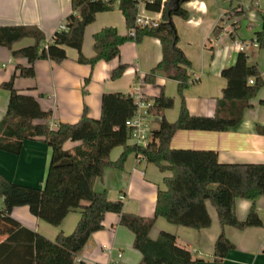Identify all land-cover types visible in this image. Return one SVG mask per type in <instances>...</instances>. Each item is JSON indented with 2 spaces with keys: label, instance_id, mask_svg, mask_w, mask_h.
Here are the masks:
<instances>
[{
  "label": "trees",
  "instance_id": "obj_1",
  "mask_svg": "<svg viewBox=\"0 0 264 264\" xmlns=\"http://www.w3.org/2000/svg\"><path fill=\"white\" fill-rule=\"evenodd\" d=\"M187 0H144L147 10L161 11L156 25L135 24L138 0H71V11L63 24L47 39L43 31L33 24H0V46L11 49L13 57H24L27 64H17V72L0 83L9 90L7 108L0 119V149L18 153L25 138H43L51 148L50 159L43 185L33 186L8 180L0 173L1 216H8L15 206L27 205L29 211L58 225L72 209H80V218L70 233L59 231L50 239L38 231L20 225L0 242V264H86L77 260L76 254L84 247L91 233L103 227L105 212L119 214V222L134 234L133 246L141 252L138 264H194L190 249L180 245L176 236L161 230L152 238L149 231L156 216H163L172 223L202 228L210 225L211 217L206 200L215 207L221 231L214 243V257L221 259L234 247L225 235L223 227L233 225L244 228L262 225L257 212L256 199L264 195V162H220L213 149L175 148L170 145L177 129L223 130L236 125L249 100L264 84L261 70L255 63H249L246 51H239L233 64L224 67L221 75L226 79L222 94L216 99L213 115L192 114L183 99V89L189 85L191 65L178 45L179 35L173 21L178 15L188 18L189 12L183 6ZM121 10L127 32L120 34L115 26L106 25L93 34L94 54L87 57L82 51L85 27L95 19L99 11L114 7ZM234 7L238 14L245 8ZM135 29V35L128 33ZM144 35L157 37L161 43L162 57L144 75L146 82H154L157 72L176 79L177 89L182 96L178 116L170 121L162 111L173 106L172 96L163 89L153 97L149 110L160 115L157 128L151 132V139L145 145H132L138 156L155 163L160 170L169 169L164 188H158L154 205V216L146 217L123 211L121 199L111 200L105 191L93 187L105 167L117 166L119 161L103 157L101 141L105 135L123 140L128 135L125 120L135 108L134 98L129 92H104L101 96V113L95 118L83 107L75 122L58 121L50 123L51 110L43 109L36 97L21 92L14 86L17 75H35L37 59L49 58L60 62L66 57V47L77 50V61L93 65L100 59L110 60L118 56L120 45L127 40L139 41ZM31 37V44L12 48L14 42ZM254 39L264 47V29L256 30ZM126 67L120 63L113 68L111 77H119ZM254 77L253 83L248 82ZM89 77H85V85ZM85 90V89H84ZM264 103V100H262ZM79 140L72 149H66V140ZM127 149V150H129ZM126 151L122 155L123 158ZM243 197L251 201L248 212L239 219L235 212V199ZM92 264H101L93 262Z\"/></svg>",
  "mask_w": 264,
  "mask_h": 264
},
{
  "label": "crops",
  "instance_id": "obj_2",
  "mask_svg": "<svg viewBox=\"0 0 264 264\" xmlns=\"http://www.w3.org/2000/svg\"><path fill=\"white\" fill-rule=\"evenodd\" d=\"M187 0L183 6L188 10V18L173 16L179 35L178 45L190 59L188 68L189 85L183 89L185 104L192 114L213 115L216 99L221 96L226 79L221 70L234 63L239 48L233 32H229L230 42L222 30L221 14L229 12L237 4L247 5L242 0ZM257 4V0H253ZM71 11V0H0V24H33L38 26L49 39L64 22ZM144 14L159 17L157 11L141 7ZM262 16L264 14L257 9ZM252 19H255L253 14ZM106 25L115 26L120 34L127 32L124 16L116 6L110 10L99 11L95 19L86 25L82 51L87 57L94 54L93 34ZM33 38L24 37L13 43L12 48L31 44ZM248 51L249 46H257L252 37L241 40ZM66 57L55 62L49 58L37 59L34 63L35 75L31 77L17 75L14 86L21 92L36 97L40 106L51 110L50 123L58 121L75 122L86 106L91 117L101 113V96L104 92H131L139 82L147 99L153 97L162 88L166 95L174 99L173 107L165 108L162 114L173 121L177 118L181 99L177 89V80L157 72L154 82H146L144 75L154 67L162 57L161 43L157 37L144 35L139 41L127 40L120 45L118 56L100 59L93 65L77 61V50L66 47ZM249 61V57H248ZM120 63L126 67L119 77L112 78L111 72ZM253 63V62H249ZM255 63V62H254ZM27 64L24 57H13L11 49L0 46V83L17 72L16 65ZM264 79V71L261 70ZM89 77L85 85L84 79ZM85 89V90H84ZM9 90L0 86V119L4 115ZM264 87L250 98V105L243 110L240 121L223 130L177 129L171 137L170 145L175 148L213 149L220 162H264ZM156 115V114H151ZM150 115V116H151ZM149 116V117H150ZM156 127L160 115H156ZM152 129V130H153ZM151 130V131H152ZM79 140H66L63 147L72 149ZM133 142L126 137L123 140L102 137L101 153L117 166L105 167L103 174L97 177L93 187L96 191H105L111 200L121 199L123 211L146 217L154 216L155 198L158 188H164L163 178L170 176L169 169L159 167L132 149ZM129 149V150H127ZM126 151L123 158L122 155ZM51 148L41 137L25 138L18 153L0 149V173L8 180L33 186H42L50 159ZM251 205L249 199L237 197L235 212L239 219L245 218ZM211 217L210 225L194 228L168 221L156 216L149 231L152 238L161 230L176 236L180 245L190 249L194 264H264V195L256 199L257 212L263 224L238 228L225 225L223 231L233 242L221 259L214 257V243L221 231V225L215 207L206 200ZM2 200L0 199V210ZM80 209L67 212L58 225H53L33 215L27 205L13 207L6 217L0 215V242L18 226L24 225L53 239L59 231L70 233L75 228ZM133 232L119 222V214L105 212L103 227L91 233L84 247L76 254L77 259L110 264H138L141 252L133 246ZM118 253L121 255L118 257ZM9 264V263H8Z\"/></svg>",
  "mask_w": 264,
  "mask_h": 264
},
{
  "label": "built area",
  "instance_id": "obj_3",
  "mask_svg": "<svg viewBox=\"0 0 264 264\" xmlns=\"http://www.w3.org/2000/svg\"><path fill=\"white\" fill-rule=\"evenodd\" d=\"M164 1L165 0H161L162 3ZM137 6H138V10L135 17V24L140 26H146V25L149 26V25H156L159 22L161 18V11H157L160 14L159 17H153L144 14L141 11V7L144 6V0H138ZM237 6H238L237 10H239V8L242 7V4ZM233 8L229 10V12H223L221 14V20L224 21L228 27H230L229 32H233L235 24L239 21L240 14H238L237 11ZM61 26H64V24L62 23ZM128 33L130 35H135V29L134 28L129 29ZM233 41L235 45L239 48V50L245 51V46L243 45V43H241L238 40H233ZM253 81H254L253 76L248 78L249 83H253ZM130 94L134 98L135 108L132 115L125 120V126L128 130L127 137L133 142L134 145H145L151 139L150 138L147 140L148 133H147V127L145 121L148 120L149 116L152 114L149 108L152 105L153 101L146 98L139 82L133 87ZM51 125L54 126L55 123H51ZM117 255L119 257L121 254L118 253ZM77 260H81V259H77ZM92 263L93 262L91 261H86V264H92ZM110 264H117V262L113 261Z\"/></svg>",
  "mask_w": 264,
  "mask_h": 264
},
{
  "label": "rangeland",
  "instance_id": "obj_4",
  "mask_svg": "<svg viewBox=\"0 0 264 264\" xmlns=\"http://www.w3.org/2000/svg\"><path fill=\"white\" fill-rule=\"evenodd\" d=\"M252 1L253 0H242V2L247 5V7L245 11L239 15V21L235 24L233 30V34L235 35V38L238 41L250 40L253 37L254 31L264 29L263 22L261 21L262 16L259 12H257V9H260L264 14V0H257V4H254V2ZM234 3H237L236 0H234ZM237 5H241V4H237ZM253 14H255V19H252ZM220 23L221 26L226 25L225 22L222 20ZM229 29L230 27L227 26L224 27L222 30L223 34L227 35L228 42H230ZM251 48L252 47L249 46L248 51H246L249 57V62H253V63L255 62L257 67H259L260 70L264 71V47H260L259 43H257V46L253 47L254 51H252ZM262 87H264V84L262 85ZM179 96L182 101V96L180 95V93ZM155 119H157V116L151 115L148 118V120L145 121L147 127V133H148L147 140L151 138L150 134L153 127H156Z\"/></svg>",
  "mask_w": 264,
  "mask_h": 264
}]
</instances>
